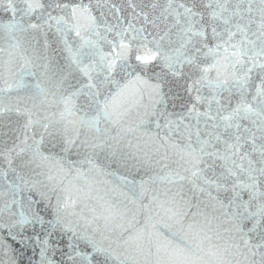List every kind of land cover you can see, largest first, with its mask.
<instances>
[{"label": "snow or ice", "instance_id": "obj_1", "mask_svg": "<svg viewBox=\"0 0 264 264\" xmlns=\"http://www.w3.org/2000/svg\"><path fill=\"white\" fill-rule=\"evenodd\" d=\"M0 264H264V0H0Z\"/></svg>", "mask_w": 264, "mask_h": 264}, {"label": "water", "instance_id": "obj_2", "mask_svg": "<svg viewBox=\"0 0 264 264\" xmlns=\"http://www.w3.org/2000/svg\"><path fill=\"white\" fill-rule=\"evenodd\" d=\"M5 18H6V17H5ZM38 39H39L40 46L42 47L43 42H44V38H43V36L38 37ZM52 39H53V38H52L51 35H50V36H49V42H50V49H49V52L51 53V52H53V50H54L55 58H56L61 64H63V63H65L64 55H66V54H62V53L60 52L59 47H58L56 44L52 43ZM106 94H107V93H106ZM83 102H84L83 99H81V100H80V103L83 104ZM153 128H154V126H153ZM4 131L7 132V129H4ZM109 171H112V169H109ZM121 174H123V173H117V175H121ZM152 174H155V173H152ZM143 175H144V173L141 172V173H140L138 176H136L135 178H136L137 180H139V177H140V176H143ZM128 178H129V179H132L133 177H132V176H129ZM144 178L147 179L146 176H145ZM101 179H108L109 181H112L113 184L115 183V178H114V177H106V178L102 177Z\"/></svg>", "mask_w": 264, "mask_h": 264}]
</instances>
